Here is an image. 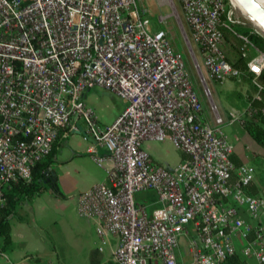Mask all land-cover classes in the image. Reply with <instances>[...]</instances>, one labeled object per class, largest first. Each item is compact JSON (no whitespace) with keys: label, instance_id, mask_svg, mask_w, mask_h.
I'll return each instance as SVG.
<instances>
[{"label":"built area","instance_id":"1","mask_svg":"<svg viewBox=\"0 0 264 264\" xmlns=\"http://www.w3.org/2000/svg\"><path fill=\"white\" fill-rule=\"evenodd\" d=\"M178 1L201 94L162 27L166 17L157 16L154 27L140 0H0V207L4 188L30 180L60 132L79 129L78 117L93 139L92 158L102 166L100 147L110 164L104 181L77 195V214L94 222L101 239L116 238L115 263L226 264L239 236L240 255L264 264V197L249 192L254 167L231 159L226 121L207 82L242 74L226 56L224 29L240 40L255 76L264 54L234 30L245 23L232 18L226 0ZM252 48L261 54L250 61ZM258 86L253 97L261 100ZM95 88L125 103L110 124L84 101ZM146 141H169L184 157L160 164ZM148 190L161 203L151 212L135 201Z\"/></svg>","mask_w":264,"mask_h":264},{"label":"crops","instance_id":"2","mask_svg":"<svg viewBox=\"0 0 264 264\" xmlns=\"http://www.w3.org/2000/svg\"><path fill=\"white\" fill-rule=\"evenodd\" d=\"M103 96L114 100H103ZM84 101L93 107L103 125L110 124L125 105L120 97L101 88L86 91ZM220 111L226 121L225 132L233 145L231 159L235 167L249 164L256 168L251 186L264 197V169L257 166L259 157L264 156V147L258 145L241 126L240 119L237 120L239 109L223 102ZM240 116L247 117V114ZM73 123L84 130L78 117L73 118ZM56 142L53 173L61 196L48 189L17 208V216L11 222L13 248L0 256V264H106L109 260L113 261L112 250L117 244L116 238L101 239L92 220L80 219L77 215L79 219H75L68 213L71 206L76 210V199L80 192L106 179L104 168L110 164L107 152L97 148V153L103 157L100 166L89 152L93 144L91 136L86 137L81 132L69 130L60 132ZM156 144L154 141L144 143L152 157L160 164L171 166L184 157L182 152L177 159H171L167 154L161 155L158 151L160 146ZM163 144L171 148L169 141ZM257 169L262 173L258 174ZM141 192L135 194L137 203L146 205L150 212L161 207L155 192L151 191L154 194L151 200L145 199L142 194L137 198L136 195ZM238 210L245 222L253 224L244 208L239 207ZM183 242H186V238H183ZM244 244L245 241L237 236V254H241ZM56 247L60 249V253L56 252ZM73 252L76 255L74 258L71 256ZM243 259L245 264H258L254 258Z\"/></svg>","mask_w":264,"mask_h":264},{"label":"trees","instance_id":"3","mask_svg":"<svg viewBox=\"0 0 264 264\" xmlns=\"http://www.w3.org/2000/svg\"><path fill=\"white\" fill-rule=\"evenodd\" d=\"M234 30L248 37L250 42L264 54V37L255 32L249 26L235 25ZM224 36L229 40L230 37L236 38L228 29H224ZM237 52V51H236ZM233 66L239 68L242 72V79L249 84L252 93L247 96L246 105L244 108L249 109L250 113L247 117H241L240 123L248 135L260 146L264 147V70L258 76H255L249 71L247 61L237 52L233 61H230ZM259 90L261 100H256L253 94ZM247 114V113H246ZM57 142L49 153V155L37 162L32 168L31 179L18 180L4 188L5 204L0 207V256L10 251L13 248L11 238V222L17 216V208L25 201H30L36 196L41 195L46 190L50 189L54 194L61 196L56 176L53 173V163L55 162ZM257 166L264 169V156L259 157ZM250 193H257L253 186H249ZM245 260L240 254H232L226 259V264H245ZM106 264H117L114 261H107Z\"/></svg>","mask_w":264,"mask_h":264},{"label":"rangeland","instance_id":"4","mask_svg":"<svg viewBox=\"0 0 264 264\" xmlns=\"http://www.w3.org/2000/svg\"><path fill=\"white\" fill-rule=\"evenodd\" d=\"M140 2L142 3V5L148 8V17L151 19L152 25L154 27L156 25L155 23H156L157 16L162 15L166 17V23L162 24V27L167 31L168 38L170 39V42L173 48L177 51H180L183 54L188 72L193 82L195 83V87L198 93L201 94L203 85L201 84L199 80V76L193 67V64H194L193 54L191 53L192 47H194V51L196 50L195 43L191 41V38H189L190 40L189 39L185 40L183 38V34H186L189 37L190 29L186 21L183 18L179 1L178 0H140ZM226 4L229 7L231 6L229 3V0H226ZM232 11H233L232 18L243 21L245 23V26H249L253 28L255 32H257L253 26L255 25V23L249 18V16L242 14L239 10L236 11L234 8H232ZM240 45H241L240 40H236L235 38H232V37H230L228 40L225 37L224 51L229 61H233L237 52L238 53L240 52L239 51ZM260 54H261L260 52L252 48L248 51L247 59L248 60L250 59L251 61ZM195 55L199 59V54L197 52H195ZM207 82L212 91V98L218 105L219 109H221V103L224 102V104L226 105L236 107L237 109H239V111L243 109L244 113L241 114L240 112V115L242 116L243 114L247 113L248 115L250 113L249 112L250 110L244 107L246 105L245 102H246L247 96L252 93V90L249 84L246 83L242 79V77H229L223 82H217V81L208 79ZM102 98L103 100H109V101L114 100V98L113 99L108 98L107 96H103ZM204 100L207 102L206 99ZM206 102H204L205 107H207L208 105ZM155 143H157L156 145L160 146L158 151L159 153H161V155L167 154V157L171 159H177V157H179L180 151L175 149L172 145L169 146L171 148H168L166 145L163 146L164 142H155ZM257 171H258V174L262 173L260 172L259 169H257ZM257 171H256V175H257ZM140 194H142L141 196H143L145 199L148 198L149 200H151L154 197V194L151 191H143L137 194L136 197L138 198ZM68 213L70 214L71 217H74L75 219H79V218L83 219L78 216L77 210L72 208V206L70 207ZM59 250L60 249L56 247V252L60 253ZM71 256L72 258L76 257L74 252L71 254Z\"/></svg>","mask_w":264,"mask_h":264},{"label":"bare ground","instance_id":"5","mask_svg":"<svg viewBox=\"0 0 264 264\" xmlns=\"http://www.w3.org/2000/svg\"><path fill=\"white\" fill-rule=\"evenodd\" d=\"M230 5L255 23V30L264 37V0H229ZM253 69L257 70L255 65Z\"/></svg>","mask_w":264,"mask_h":264},{"label":"water","instance_id":"6","mask_svg":"<svg viewBox=\"0 0 264 264\" xmlns=\"http://www.w3.org/2000/svg\"><path fill=\"white\" fill-rule=\"evenodd\" d=\"M77 132H81L83 135H85L86 137H89L87 133H85V131L83 130L82 127L79 126V129L77 130Z\"/></svg>","mask_w":264,"mask_h":264}]
</instances>
